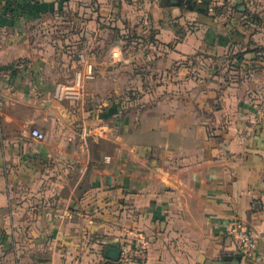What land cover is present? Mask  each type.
<instances>
[{
	"label": "crops",
	"instance_id": "0c3cea01",
	"mask_svg": "<svg viewBox=\"0 0 264 264\" xmlns=\"http://www.w3.org/2000/svg\"><path fill=\"white\" fill-rule=\"evenodd\" d=\"M0 99V264H264V0H0Z\"/></svg>",
	"mask_w": 264,
	"mask_h": 264
},
{
	"label": "built area",
	"instance_id": "2783aa9c",
	"mask_svg": "<svg viewBox=\"0 0 264 264\" xmlns=\"http://www.w3.org/2000/svg\"><path fill=\"white\" fill-rule=\"evenodd\" d=\"M195 3L208 2L210 8L224 5L227 0H193ZM113 58L120 59L121 52L112 53ZM80 62L86 63V56L80 55ZM89 75L92 77V67L89 65ZM82 74L78 72L73 81L61 82L56 85L54 96L59 101L75 100L81 98ZM2 115V101L0 99V119ZM30 135L39 140H45L46 134L38 129H32ZM120 227V226H119ZM117 227V228H119ZM227 234L232 238L238 254L245 259L253 257L257 253V240L253 233L247 228L243 221L234 218L228 225ZM120 264L144 263L147 260V244L143 237L138 235L133 239H126L120 245Z\"/></svg>",
	"mask_w": 264,
	"mask_h": 264
},
{
	"label": "water",
	"instance_id": "95a60500",
	"mask_svg": "<svg viewBox=\"0 0 264 264\" xmlns=\"http://www.w3.org/2000/svg\"><path fill=\"white\" fill-rule=\"evenodd\" d=\"M183 1L189 7H193V5L195 4V2L193 0H183ZM238 4L243 5L242 1H238ZM120 254H121L120 247L119 248L107 247L106 251H105L106 257L113 259V260H116V261H119ZM240 259L241 258L238 257V263H239Z\"/></svg>",
	"mask_w": 264,
	"mask_h": 264
},
{
	"label": "trees",
	"instance_id": "16d2710c",
	"mask_svg": "<svg viewBox=\"0 0 264 264\" xmlns=\"http://www.w3.org/2000/svg\"><path fill=\"white\" fill-rule=\"evenodd\" d=\"M195 5H196V7L198 9L205 10V11L209 10V3L208 2H203V3H200V4L195 3Z\"/></svg>",
	"mask_w": 264,
	"mask_h": 264
}]
</instances>
